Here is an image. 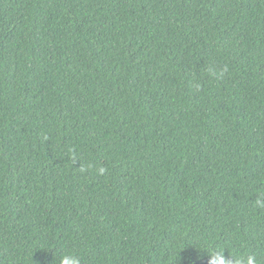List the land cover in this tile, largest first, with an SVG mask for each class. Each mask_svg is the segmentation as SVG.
I'll return each instance as SVG.
<instances>
[{
    "label": "trees",
    "instance_id": "16d2710c",
    "mask_svg": "<svg viewBox=\"0 0 264 264\" xmlns=\"http://www.w3.org/2000/svg\"><path fill=\"white\" fill-rule=\"evenodd\" d=\"M220 251L264 264V0H0V264Z\"/></svg>",
    "mask_w": 264,
    "mask_h": 264
},
{
    "label": "clouds",
    "instance_id": "9594fccd",
    "mask_svg": "<svg viewBox=\"0 0 264 264\" xmlns=\"http://www.w3.org/2000/svg\"><path fill=\"white\" fill-rule=\"evenodd\" d=\"M101 173L104 169H100ZM62 264H80V261L75 256H65L62 260ZM210 264H229V260L225 259V255L223 251L216 252L211 259ZM233 264H244L243 260H236ZM247 264H255V261L252 257L247 259Z\"/></svg>",
    "mask_w": 264,
    "mask_h": 264
}]
</instances>
